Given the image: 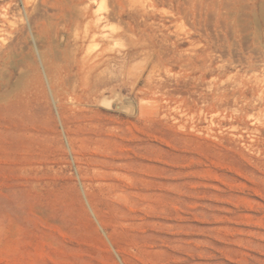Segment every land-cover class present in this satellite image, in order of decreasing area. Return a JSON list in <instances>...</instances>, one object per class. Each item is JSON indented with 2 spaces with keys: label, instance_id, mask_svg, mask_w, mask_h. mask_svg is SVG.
Instances as JSON below:
<instances>
[{
  "label": "rangeland",
  "instance_id": "1",
  "mask_svg": "<svg viewBox=\"0 0 264 264\" xmlns=\"http://www.w3.org/2000/svg\"><path fill=\"white\" fill-rule=\"evenodd\" d=\"M0 54V264H264V0H0Z\"/></svg>",
  "mask_w": 264,
  "mask_h": 264
},
{
  "label": "bare ground",
  "instance_id": "2",
  "mask_svg": "<svg viewBox=\"0 0 264 264\" xmlns=\"http://www.w3.org/2000/svg\"><path fill=\"white\" fill-rule=\"evenodd\" d=\"M68 2V1H67ZM86 3V2H85ZM84 3V5H85ZM27 5V4H26ZM29 5V3H28ZM79 5V4H78ZM89 5V4H88ZM30 6V5H29ZM88 7V6H86ZM34 9V8H33ZM28 10V9H27ZM86 11V10H85ZM79 17L81 18L83 17V14H78ZM73 19V18H72ZM76 21V20H75ZM74 21V22H75ZM73 22V21H72ZM128 33V32H127ZM97 39L99 37L98 32H92L91 31V26H89V24H86L85 27V34H84V38H91ZM78 38V35L76 36V39ZM11 43V42H10ZM5 48V47H4ZM82 48V45L78 44L76 50H80ZM75 50V52H76ZM10 51V50H9ZM163 51V50H162ZM166 51V50H165ZM171 51V50H170ZM2 54V53H1ZM0 54V55H1ZM8 55V54H7ZM180 56V55H179ZM181 57V56H180ZM175 58V57H174ZM101 59L99 54H95V53H91V51H86L84 54H82L81 56L76 55L73 59H72V63L71 65H69L68 67V72L67 73H73L75 72L76 75L83 73L87 68L89 71H91L92 69H94L99 63H100ZM201 62V61H200ZM156 63V62H155ZM58 65V64H57ZM159 70V69H158ZM67 71V70H66ZM154 71V70H153ZM160 72V71H159ZM169 76V75H168ZM157 77V76H156ZM164 77V76H163ZM171 77V76H170ZM200 77V76H199ZM69 78V77H68ZM152 78V77H151ZM150 78V79H151ZM158 79V78H157ZM156 79V80H157ZM192 79V78H191ZM190 79V80H191ZM178 80V79H177ZM164 81V80H163ZM62 83V82H61ZM165 83V82H164ZM226 83V82H225ZM156 85V83L154 84ZM205 85V84H204ZM199 86V85H198ZM213 86V85H212ZM220 86V85H219ZM161 87V86H160ZM171 88V87H170ZM230 90V89H229ZM172 91V90H171ZM164 94V93H163ZM205 99V98H204ZM190 102V101H189ZM191 103V102H190ZM233 106V105H232ZM235 107H237V105H235ZM239 108V107H238ZM234 109V108H233ZM240 109V108H239Z\"/></svg>",
  "mask_w": 264,
  "mask_h": 264
}]
</instances>
